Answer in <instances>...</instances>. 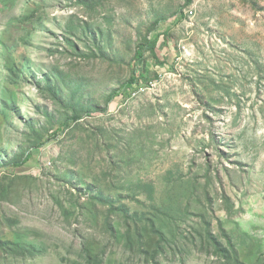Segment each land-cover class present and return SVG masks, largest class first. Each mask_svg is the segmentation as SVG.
Listing matches in <instances>:
<instances>
[{
  "label": "rangeland",
  "instance_id": "rangeland-1",
  "mask_svg": "<svg viewBox=\"0 0 264 264\" xmlns=\"http://www.w3.org/2000/svg\"><path fill=\"white\" fill-rule=\"evenodd\" d=\"M185 4L1 0L0 54L3 41L17 74L7 88L0 60V238L44 255L0 253V264H82L86 240L106 250L105 264H264V0ZM157 34L166 65L147 52V84L32 149L70 106H107L132 78L139 45ZM28 150L22 168L3 167ZM122 196L154 220L159 254L149 230L140 242L130 230L128 249L125 228L106 230L108 207L92 198ZM208 229L233 244L238 263L208 243Z\"/></svg>",
  "mask_w": 264,
  "mask_h": 264
},
{
  "label": "trees",
  "instance_id": "trees-1",
  "mask_svg": "<svg viewBox=\"0 0 264 264\" xmlns=\"http://www.w3.org/2000/svg\"><path fill=\"white\" fill-rule=\"evenodd\" d=\"M194 0H186L185 7H189L190 5L193 4ZM1 3V0H0ZM184 8H181L177 14V20L176 21H182L185 18L184 14ZM159 22L154 23L150 28H149V33L155 31L157 28ZM162 34H157L155 36H146L144 38V41L141 45H139L138 50L135 55L134 63H135V70L133 72L132 78L123 84L119 89H116L112 92L107 106L104 108H99L96 106L93 110L89 109L86 112L83 111H78L77 108L72 105L70 106V111H72V114H67L65 118H63L58 125V128L55 130L53 129L52 131H47V136L42 139V141L37 142L32 146V149H41L45 146H47L54 138H57L60 134L65 133L66 131L70 130L74 125H77L78 123L81 122V120L84 118V116H96L98 114L104 115L108 114L110 112L111 105L114 101L122 97L125 91L134 88L135 85H139L141 81H145L147 84V72H146V63H147V58H146V53H150L152 58L156 61V65H163L165 66V63H162L159 58L157 57L156 54V49L160 43ZM164 37V36H163ZM2 52L0 54L1 62L4 64L5 70L8 72V85L7 88L9 87V84H12L11 77H16L17 72L14 71L15 69V59L13 52L6 47L5 43L2 41ZM140 64L142 65V71L140 73H137L140 68ZM138 67V71H137ZM159 75L155 74V78H158ZM20 78V77H17ZM6 88V89H7ZM7 92V91H5ZM7 107L8 104L5 102L3 103V107ZM32 158L31 150H28L27 152H22L20 155L16 156L13 160L9 161L6 164H3L4 168H13V169H19L22 168L24 165H26L30 159ZM94 201H100L102 199L101 203H103V207H108V212L105 217V223L104 226L106 230H109V232L119 235L120 233L116 232V230H124L125 232L123 233L122 231V238L124 237L127 240L126 247H130L132 245L131 243V231L130 230H136L135 234L133 235L138 242H140L143 239V233L148 231L153 237H156L158 240V246L159 248L157 249L158 253L161 252L163 249L161 248L163 245V242L165 240L162 238V234L157 230L155 227V222L154 220L152 221L151 219H147V221H143L142 218L145 217H140L141 214L138 212H131V209L129 206L123 202L124 196L118 200H112L110 198H107L106 200H103V198H92ZM152 202L154 199L152 196L149 198ZM119 220L122 222V229L120 228V225L116 223V220ZM146 222V223H145ZM129 230V231H128ZM146 230V231H144ZM204 238L207 239L208 243L214 246L215 250L218 252V254L226 259L228 263H238L239 259L237 256V253L234 250L233 244L230 242V245L228 246L229 248L232 247V249L226 248L222 243H220L216 238L213 237V234L210 229L204 231ZM96 244V243H95ZM97 245V244H96ZM98 246V245H97ZM94 245H92L90 240H86L83 244L82 247V253L84 256V263L82 264H105V255H106V250L105 249H100V248H95L94 250ZM0 253H6V254H11V256H14L16 259L20 258L22 260H27V259H34L38 256H43L44 252L37 247L36 244L34 243H25V242H16L13 243L11 241H5L4 238H0ZM78 264V263H75Z\"/></svg>",
  "mask_w": 264,
  "mask_h": 264
}]
</instances>
